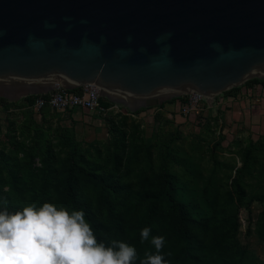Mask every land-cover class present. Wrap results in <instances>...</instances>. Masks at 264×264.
<instances>
[{
	"label": "rangeland",
	"instance_id": "1",
	"mask_svg": "<svg viewBox=\"0 0 264 264\" xmlns=\"http://www.w3.org/2000/svg\"><path fill=\"white\" fill-rule=\"evenodd\" d=\"M125 114L79 108L37 114L23 98L2 103L0 190L21 183L25 196L12 193L8 206L50 201L64 207L65 181L75 168L72 189L107 228L124 212L130 193H161L156 230L170 236V200L177 202L200 224L191 234L205 244L202 264H264V241L257 236L264 211V119L252 132L215 121L178 129L160 116Z\"/></svg>",
	"mask_w": 264,
	"mask_h": 264
},
{
	"label": "water",
	"instance_id": "2",
	"mask_svg": "<svg viewBox=\"0 0 264 264\" xmlns=\"http://www.w3.org/2000/svg\"><path fill=\"white\" fill-rule=\"evenodd\" d=\"M264 80V0H0V98L92 84L129 112ZM210 106V105H209Z\"/></svg>",
	"mask_w": 264,
	"mask_h": 264
},
{
	"label": "clouds",
	"instance_id": "3",
	"mask_svg": "<svg viewBox=\"0 0 264 264\" xmlns=\"http://www.w3.org/2000/svg\"><path fill=\"white\" fill-rule=\"evenodd\" d=\"M151 227L141 229V241L150 238ZM156 251H148L140 264H170L161 251L163 235L151 236ZM134 245L123 240L106 244L98 240L84 209L58 207L44 201L11 210L0 198V264H133Z\"/></svg>",
	"mask_w": 264,
	"mask_h": 264
},
{
	"label": "trees",
	"instance_id": "4",
	"mask_svg": "<svg viewBox=\"0 0 264 264\" xmlns=\"http://www.w3.org/2000/svg\"><path fill=\"white\" fill-rule=\"evenodd\" d=\"M252 83L261 84L264 87V80L263 79H251L246 81ZM236 88H233L229 91L224 92L230 93L234 91ZM38 95L26 96L23 97L25 103L29 105ZM46 97V95H42ZM184 100V104L186 103V98L184 97H177L172 98L170 101ZM7 101L6 99L0 98V105ZM168 102V101H167ZM164 102L160 106L150 107V108H162V106L167 103ZM11 103V102H10ZM100 105L105 108L109 109L114 104L109 102L104 98L99 99ZM48 107L42 108L40 111L48 110ZM119 111L115 112L114 110H108L105 112V115H134L135 113L138 114L140 111L147 110L149 108H143L138 110L135 113H131L123 107H119ZM50 110V109H49ZM39 111V112H40ZM125 111V112H124ZM38 112V113H39ZM193 114V113H192ZM191 115V114H190ZM158 116V115H155ZM198 121V120H197ZM165 123V121H163ZM204 121H198L197 124L203 125ZM75 168H70L68 172L67 179L65 181V191H64V207H67L69 211L73 208L79 209L82 208L85 211L86 219L90 221L92 227L95 231L98 240H103L106 244H109L111 240V232L116 234H122L123 239L125 242L129 243L130 245H134L137 249L138 258L133 262V264H140V259L145 256V253L148 251L155 252L156 249L154 245L150 243L151 236L160 235L158 233V221L160 220L159 213L161 212L162 206L160 204V199L162 197L161 193L158 194H150L148 192H132L127 196L126 203H125V210L121 214L118 220H115L108 228L105 226L104 223L97 221V219L84 207H82V203L79 202V196L77 193L72 189L71 186V176L75 173ZM21 183L18 184H11L6 191L0 190V198H6L9 202H14V198L12 197V193L14 196L18 197L19 199H25V196L20 191ZM104 185L100 184L99 189H103ZM101 202H104L103 198L99 199ZM11 203V204H12ZM22 207L21 204L13 205V207H9L11 210H16ZM169 211L172 216L175 218V224L172 227L170 236L165 237L164 247L161 251L165 254L164 258L170 262V264H202L201 255L204 248V242L202 240H193L192 238V230L194 227L200 226V224H196L189 218L188 216H184L181 212L180 205L170 200V207ZM223 218H218V221H223ZM218 223V222H217ZM145 226L151 227L150 238L147 241H141L140 232L141 229ZM235 226L231 227L230 230L233 231ZM110 230V232H109ZM162 235V234H161ZM257 236L264 241V211L262 214V220L260 223L259 228L257 229Z\"/></svg>",
	"mask_w": 264,
	"mask_h": 264
},
{
	"label": "crops",
	"instance_id": "5",
	"mask_svg": "<svg viewBox=\"0 0 264 264\" xmlns=\"http://www.w3.org/2000/svg\"><path fill=\"white\" fill-rule=\"evenodd\" d=\"M183 104L184 100L168 101L162 108H149L138 114L134 113L137 116L158 115L165 123L178 129L190 122L193 125L205 120L235 123L236 127L246 125L252 132H259L264 119V87L258 83L245 82L230 93L214 97L213 101L209 102L210 106L206 102L200 104L201 110L189 116L181 113Z\"/></svg>",
	"mask_w": 264,
	"mask_h": 264
},
{
	"label": "built area",
	"instance_id": "6",
	"mask_svg": "<svg viewBox=\"0 0 264 264\" xmlns=\"http://www.w3.org/2000/svg\"><path fill=\"white\" fill-rule=\"evenodd\" d=\"M42 95H46V97ZM184 96L186 103L181 109L184 116L200 111L201 107L199 105L206 102L202 96L196 93H186ZM100 98L99 88L92 84L79 85L72 90H68L61 84L56 83L53 84L48 93L35 97L29 108L37 114L44 107L58 112L79 108L102 115H105L108 110H114L115 112L120 110L119 107L121 106L115 104L109 109L103 108L99 103Z\"/></svg>",
	"mask_w": 264,
	"mask_h": 264
}]
</instances>
